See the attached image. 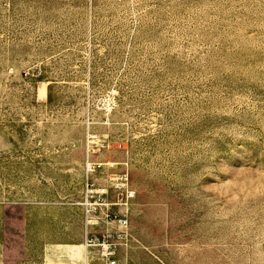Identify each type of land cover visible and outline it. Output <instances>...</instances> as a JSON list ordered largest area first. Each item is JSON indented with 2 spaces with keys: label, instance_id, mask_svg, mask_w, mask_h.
I'll use <instances>...</instances> for the list:
<instances>
[{
  "label": "rangeland",
  "instance_id": "rangeland-1",
  "mask_svg": "<svg viewBox=\"0 0 264 264\" xmlns=\"http://www.w3.org/2000/svg\"><path fill=\"white\" fill-rule=\"evenodd\" d=\"M88 156L135 192L91 226L117 264H264V0H0V264H84L48 249L86 242Z\"/></svg>",
  "mask_w": 264,
  "mask_h": 264
},
{
  "label": "built area",
  "instance_id": "built-area-1",
  "mask_svg": "<svg viewBox=\"0 0 264 264\" xmlns=\"http://www.w3.org/2000/svg\"><path fill=\"white\" fill-rule=\"evenodd\" d=\"M100 163L92 162L89 160V156L85 161L86 179L84 187V195L80 204L84 209V223H85V234H86V245L87 246H99L101 254L105 259L106 264H117L115 259L114 242L108 235H104L98 238L93 235L91 226L99 225L101 217L99 216L100 209L104 206L105 210L103 216L108 219L116 213L117 205H125L135 194V192L129 188L128 180L129 174L124 171L121 174L115 175L111 179V184H101L91 178V173L95 172L97 168H101ZM111 187L115 188L119 192L117 201H108V197L111 192ZM119 211V210H118ZM118 226L124 228L128 225V217L126 213L115 214L114 219ZM123 232H118L120 236Z\"/></svg>",
  "mask_w": 264,
  "mask_h": 264
},
{
  "label": "crops",
  "instance_id": "crops-1",
  "mask_svg": "<svg viewBox=\"0 0 264 264\" xmlns=\"http://www.w3.org/2000/svg\"><path fill=\"white\" fill-rule=\"evenodd\" d=\"M26 202L21 201L20 205L15 206L13 209L14 211L20 210V219H18V214L14 216V214H11L10 216L8 214H4L3 216V228L5 227V224H8V221L10 219L11 227L13 224L16 223L18 227H20L22 230V235L24 239V243L26 245L22 246L24 247L25 251L28 249V244H29V235H30V221H33L32 216L29 214L30 211H34L33 207L29 205H25ZM71 204V203H70ZM74 205V206H73ZM79 205V206H77ZM73 209L75 212L79 214V223H80V231L78 232L80 235L82 234L83 230V235H84V240L86 239V234H85V223H84V209L83 206L80 204V202L72 203V206L69 205L68 209ZM7 213V212H6ZM40 214H44V206L39 205V203L36 205V215L38 216ZM0 228L2 230V224L0 222ZM15 228V227H14ZM14 228L9 231L10 237H13L15 235L14 233ZM38 228V227H37ZM5 230V228H4ZM92 230V229H91ZM41 233L43 234V230L41 228ZM75 234V232H73ZM41 257H44V246H43V240H41ZM85 242L84 243H72V244H54L53 246L49 247L48 249V256L51 257V259H60L62 260H72L73 262L76 263H82L88 264L89 260V250L86 248ZM86 248V250H85ZM32 251V249H31ZM36 258H38L39 250H36ZM32 258V257H31ZM65 264L64 262H56L55 264ZM17 264H24L23 261H19ZM26 264V263H25ZM52 264V263H50Z\"/></svg>",
  "mask_w": 264,
  "mask_h": 264
},
{
  "label": "bare ground",
  "instance_id": "bare-ground-1",
  "mask_svg": "<svg viewBox=\"0 0 264 264\" xmlns=\"http://www.w3.org/2000/svg\"><path fill=\"white\" fill-rule=\"evenodd\" d=\"M101 220H102V219H101ZM103 224H104V223H103ZM100 225H101V224H100ZM85 246H86L87 249H89V247L86 245V243H85ZM86 248H85V250H86Z\"/></svg>",
  "mask_w": 264,
  "mask_h": 264
}]
</instances>
